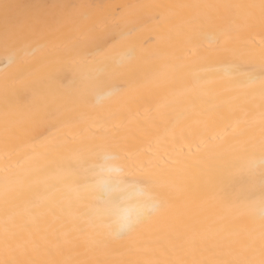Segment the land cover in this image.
<instances>
[{"label":"snow or ice","instance_id":"6c2138e0","mask_svg":"<svg viewBox=\"0 0 264 264\" xmlns=\"http://www.w3.org/2000/svg\"><path fill=\"white\" fill-rule=\"evenodd\" d=\"M47 7L51 11L42 16L36 9L0 0L4 99L7 105L17 85L38 91L47 102L42 117L46 131L71 126L74 134L50 137L48 152L9 151V138L18 134L6 121L0 264H45L32 258L41 252L32 231L41 218L47 219L50 229L66 234L75 230L91 236L98 247L112 248L151 224L170 206L173 195L183 194L184 185L177 178L193 168L205 177L204 200L219 204L251 227L238 247L225 240L218 254L213 250L212 260L197 258L199 245L187 229L158 231L154 243L166 241L163 251L183 258L154 264H264V0ZM134 7L151 13L157 35L169 40L166 51L152 54L146 51L151 40L139 43L134 34L140 20L125 11ZM178 9L196 11L176 23ZM217 17L223 27H213ZM68 21L73 33L60 35ZM76 33L87 34L94 47H84ZM242 34V42L233 46ZM100 53L102 73L85 72L88 57ZM145 64L152 67L140 82H170L169 95L150 110L161 114L158 123L153 117L156 130L132 141L115 128L114 121L127 119L122 111L127 70ZM74 76L87 87L68 94L64 89ZM215 77L238 89L258 90V141L247 139L224 153L217 147L221 134L207 119L208 112L185 108L192 85ZM234 123L239 128V118ZM232 128L233 121H228L224 132ZM128 192L136 193L134 201L125 197Z\"/></svg>","mask_w":264,"mask_h":264},{"label":"bare ground","instance_id":"6f19581e","mask_svg":"<svg viewBox=\"0 0 264 264\" xmlns=\"http://www.w3.org/2000/svg\"><path fill=\"white\" fill-rule=\"evenodd\" d=\"M28 9H36L40 15H47L51 9L47 6L56 4H243L259 3V0H12ZM41 8V9H40ZM126 14L134 19H139L140 24L134 34L140 44L151 40L146 51L152 54H160L169 48V40L164 35H157L155 21L151 19V13L139 8L126 9ZM193 9H178L174 14L176 23L184 14H193ZM223 11V10H221ZM63 34H72L71 21L62 26ZM213 27H223V23H213ZM86 48L94 47L87 34L81 36L76 33ZM243 34L235 38L233 46L243 40ZM227 39V38H226ZM89 67L85 72L101 74L103 71V53L94 57H88ZM151 64H145L142 68H131L126 72L127 79L124 83L125 105L122 111L127 119L120 118L114 121L115 128L127 139L135 141L137 137H144L146 131H155L153 117L160 122L161 114H150L166 95H169V83L167 81H151L141 83L144 73L151 69ZM135 73V74H134ZM86 82L82 83L78 77H73L64 91L71 93L73 88H86ZM45 97L38 91L24 85H17L16 90L10 93L9 102L5 103L4 84L0 80V178L4 174L5 160V124L14 128L18 138H9V151L14 149L24 152L35 150L38 153L52 150L50 137L59 135H73L71 126L46 131L47 124L43 121V113L46 107ZM260 95L258 90H242L230 85L219 77L210 78L201 84L192 85L187 98L184 100L185 108L191 112L193 106L208 112L207 119L218 126L221 141L218 149L228 153L238 143L247 139L259 140L260 127ZM170 111V109L168 110ZM239 118L240 126H235V119ZM139 121V123H138ZM228 121H233L232 131L225 133ZM197 127L195 121L192 122ZM144 124L146 128L139 125ZM25 125L29 130H25ZM42 133V135H41ZM236 138H239L237 140ZM39 162V161H37ZM205 177L196 168L177 178L178 183L184 185V193H176L172 197V203L151 224L145 225L138 232L126 237L112 248L105 249L94 244L91 236L80 235L73 230L70 234L64 231L53 230L48 227L46 218L33 226L35 243L41 249L39 255L33 254V259H39L45 264H125L126 261H140L141 264H154L156 261L177 260L183 258L175 253L166 254L163 246L154 243L155 234L164 230L174 232V229H187L192 238L199 245L197 258L212 260L215 258L219 247L225 240H231L234 247L239 246V240L251 225L244 220H237L227 209L215 202H206L201 193V185ZM128 201L136 198L135 192L125 194ZM3 202L2 190H0V244H2ZM188 258H191L188 253Z\"/></svg>","mask_w":264,"mask_h":264}]
</instances>
